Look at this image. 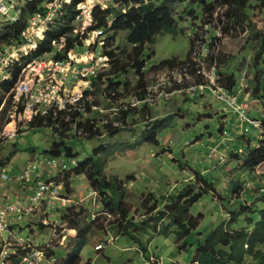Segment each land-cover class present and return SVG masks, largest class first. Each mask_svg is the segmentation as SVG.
Masks as SVG:
<instances>
[{
  "label": "rangeland",
  "instance_id": "obj_1",
  "mask_svg": "<svg viewBox=\"0 0 264 264\" xmlns=\"http://www.w3.org/2000/svg\"><path fill=\"white\" fill-rule=\"evenodd\" d=\"M250 1L247 16L238 13L239 23L228 32H224L223 24L220 23V19L225 20L224 16L219 17L224 14L223 10H217L213 19L211 18L212 21L206 23L203 19L207 17H201V9L197 13L199 16H188L190 12H185L187 4H177L174 8L176 17L180 20L184 18L179 21L180 32L158 34L154 45L151 46L155 54L146 60V66L150 68L166 58L177 57L186 60L191 54L196 64L191 65L185 72L192 76V82L209 81L207 75L213 72L219 76V87L234 82L230 87L234 88L232 90L240 97V101L247 104L246 112L254 124L240 120L239 113L234 108L217 100L210 91L193 96L188 90L191 84L189 80L180 83L177 87L179 91L173 95L149 105V111L142 108L146 104H139L131 106L127 110L128 113H124L121 111L123 108L116 109L123 104L133 103L132 99L139 97L135 93L124 91L123 97L114 99L106 95L104 87L97 92L98 88L92 85V79L91 83L85 86L69 75L70 82L63 86L66 87L64 99H69L80 86L97 93L91 96V99L99 100L101 105L98 109L91 107L86 114L97 119L100 130L95 137L75 136L72 133L62 136L59 130L56 134L51 127L31 128L29 124L15 138L0 139V169L6 168L9 175L11 170L18 173L24 169L31 160L50 157L46 151L53 142L60 141L59 137H65L75 152L79 153L77 159L81 160L92 155L97 147L114 148L111 154L102 152L98 156L102 157L101 165L107 178L117 177L125 181L121 189V199L127 204L125 211L133 221H145L154 215L153 211L149 210L153 205L152 201L148 208H144L142 204L143 197L148 193L153 191L160 198L163 195L176 194L187 185L193 184L196 179L199 181L196 172L201 173L215 188L213 192L204 194L190 208L194 215L204 214L198 229L182 239L177 237L176 227L172 228L168 235H157L153 231L135 233L132 228L131 232L147 247L145 252L139 243L122 234V228L129 221L122 218L117 208L110 210L106 207L101 194L91 187L90 180L85 175L77 176L73 173L67 178L66 171L58 172L57 169L44 165V172L38 176L34 174L32 181L24 183L11 176L7 182L0 183V190H3L0 192V199L17 200L25 206L31 205L30 199L34 189H26L31 184H36L44 178L55 179L61 186L60 196L52 197L51 204L42 203L33 212L24 214L11 226L10 231L0 232V251L5 241L10 253L17 251L18 247L32 249L23 260L25 264H63L62 260L74 251L79 241L78 231H82L86 233L88 242L81 250L79 264H195L198 244H204L212 229L230 220L231 210H239L241 205L245 204H254L257 210L264 208V202L261 201L264 196V162L253 170L243 165V154L248 147H255L259 140L264 139V123L258 126L260 120L264 119V74L261 79V91L257 89L256 76L258 70L264 71V61L257 64L255 62L259 42L255 38L254 30L264 29V8L254 0ZM112 2L113 0L82 2L79 7L86 12L85 16L75 19L72 24L75 27L74 34L83 37V44L70 55L84 61L88 55L85 52L89 51L90 55L93 52V55L103 60L100 72L110 67L109 57L103 53L106 45L104 42L115 35L112 44L114 47L123 48L126 43V32L123 31L116 34L103 31L102 36H97L95 31L88 32L92 23L89 14L94 7L99 4L107 8ZM25 6L23 3V9ZM189 8L191 7L188 5L186 9ZM10 13L14 15L17 11L11 10ZM58 18L59 16L56 17L55 23ZM4 24H0L1 31ZM191 40L194 41L192 46ZM12 45L5 47L4 54L10 52ZM64 45L65 37L64 40L61 38L58 48L62 49ZM29 57L22 61L20 75L14 80V84L19 79L28 78V75V79H31L30 69L27 67V70H22L31 61ZM50 58L53 59L51 54H45L42 60L38 61L49 62ZM177 67L156 73V77L149 79V87L160 83L162 78L168 80L182 74L183 69H179L181 65ZM56 78L59 83L62 82L61 74L58 73ZM137 78L135 72L130 70L119 80L124 79L132 88ZM38 81L42 82L40 76L36 79V82ZM56 85L55 80L52 86ZM160 87L157 86V89ZM123 88L121 86L120 89ZM5 110L4 108L2 113ZM4 115L0 123V134L5 126ZM164 118L158 131L159 144L143 142L144 130ZM116 127L121 129L116 135H112L111 132ZM31 148L35 150L31 151ZM65 160L68 163L71 161ZM10 185L14 186V189H10L8 194ZM71 207H75L80 216L71 215V218L64 219V214L68 213ZM248 215L243 214L235 227L246 226ZM254 216H257L256 221L259 220L258 213ZM168 221L169 219H166L165 222ZM165 222H160L159 225H165ZM259 248L264 251V243L258 245ZM247 260L257 262L250 256H247Z\"/></svg>",
  "mask_w": 264,
  "mask_h": 264
},
{
  "label": "trees",
  "instance_id": "obj_2",
  "mask_svg": "<svg viewBox=\"0 0 264 264\" xmlns=\"http://www.w3.org/2000/svg\"><path fill=\"white\" fill-rule=\"evenodd\" d=\"M44 1L46 0L29 1L22 10L21 17L17 22L5 23L3 25L2 31L0 30V55L4 54L6 46L20 41L22 32L27 27L30 15L36 11H40ZM84 1L86 0H72L69 4L65 5L63 15L57 19L58 22L52 25L53 27L51 26L46 31L44 38L39 41L37 48L30 55V60L41 58L45 54H51L53 59L64 61L70 54L75 53L78 46L83 44V37L74 34L75 27L72 24L80 13L77 6ZM254 1L261 8H264V0ZM179 3L187 4L185 12H190L188 16L192 14L195 17L199 16L197 13L201 9V17H207L203 19L206 23L212 21L211 18L213 19V15L217 10H223L224 14H221L219 17L224 16L225 18V20L220 19V23L223 24L222 29L225 30L224 32H228L239 23L240 15L238 13L244 14L246 17L251 5L250 0H113L112 4L107 8H103L99 4L96 5L92 10V23L88 27V32L96 30H103L105 33L109 32L113 34L120 31L126 32V43L123 48L112 45L115 41V35H112L104 43L106 45L103 53L109 57L110 67L91 78L92 85L98 88L97 92L104 87L103 91L106 92V95L114 99L123 97L126 91L128 93L133 92L139 98H143L149 87V79L156 77L159 74L158 72L172 70L179 65L189 63L188 71L191 65L196 64L191 58V54H189L186 60H180L177 57L166 58L150 68L146 66V60L155 54V50L151 49V46L154 45L157 35L167 32L178 34L180 32L179 21H183L184 18L183 20L177 18L174 9ZM188 5L191 8L186 9ZM254 30L256 34L255 38L259 42V52L255 55V62L257 64L260 61H264V29L254 28ZM62 37H65V45L62 49H59L58 45H60ZM54 41L56 44H54ZM190 44L192 46L194 41L191 40ZM120 49L121 51H118ZM130 70H133L138 77L132 88L129 87L130 84L125 82L124 79L119 80ZM20 71L21 67L15 63L11 79L6 81L2 86L4 93L11 90L14 80L20 75ZM151 74L154 75L151 76ZM263 74L264 71L262 70H258L256 73L258 91L263 90L261 87ZM233 83L225 84L224 87L232 90L234 88L230 86ZM121 86L124 87L123 90L120 89ZM96 94L91 89L85 91L82 103L86 104L87 113L91 107H99L101 105L99 100L93 101L91 99V96ZM142 108L147 111L150 110L148 104L143 105ZM123 112L128 113V111ZM1 114L4 115V113H0V123L4 118ZM164 120L165 118L158 120L157 122L159 123L149 125L144 130L143 142L155 145L159 144L158 131ZM30 126L31 128L51 127L54 132L56 131V134L59 130L62 136H66L67 133L77 136L79 135L77 131L83 128L84 132L89 134L86 136L92 138L100 130L97 119L84 115L83 112L78 110V105L70 104H67V109L50 108L46 114L36 116L30 123ZM120 129V127H116L111 134L116 135ZM83 136L86 137L85 135ZM59 138L60 141L53 142L50 149L46 152L50 154V157L64 160V165H66L64 170L66 171L65 176L67 178L70 174L74 173L77 176L85 175L90 180L91 187L99 191L106 203V207L110 210L117 208L122 218H127V221H129L122 228L124 230L122 234L128 235L136 243H139L145 252H147V247L136 234L131 232L132 228L135 229V233L153 231L157 235H168L172 232V228L176 227L177 237L182 239L193 234L198 229L200 220L204 217V214L199 213L198 215H194L191 213L190 208L204 194L210 191L213 192L215 188L213 183L205 179L201 173L196 172L199 181L196 179L193 184L187 185L176 194L163 195L160 198L153 191L148 193L147 196L143 197L142 204L144 208H148V204L152 201L153 205L149 207V210L153 211L154 215L145 221H133L125 211L124 207L127 204L121 199V189L125 181L117 177H113L114 179L107 178L101 165L102 157L98 156L102 152L111 154L115 149L100 146L93 150L92 155L81 160L77 159L79 153L75 152L74 147L66 141L65 137ZM34 150L35 148H31V151ZM233 155L237 156V154ZM243 155V165L245 168L253 170L261 165L264 162V139L259 140L257 146L248 147V150ZM65 159H71V161L68 163ZM73 160L76 161L75 164L72 162ZM261 201L264 202V196ZM255 207L254 204H245L241 205L239 210H231L230 220L212 229L207 235L205 243L198 244L195 258L197 263L195 264H264V251L260 248L258 249V245L264 243V208L257 210ZM75 210V207H71L68 213L64 214L63 218L69 219L71 215L80 216L79 211ZM245 213L249 214L246 220L247 225L240 228L235 227L237 220ZM255 213L259 214V220L257 221L255 218L257 216H254ZM166 219H169L167 223L165 222ZM160 222H165V225L160 226ZM116 227L120 228L119 225H116ZM78 234L80 235L79 241H77L74 251L62 260L63 264L80 263V253L82 248L87 244L88 237L82 231H78ZM31 250L29 247L25 249L18 247L17 251L8 256L5 264H25L23 260L28 257ZM47 254L52 255V253ZM247 256L252 257L257 262L248 261Z\"/></svg>",
  "mask_w": 264,
  "mask_h": 264
},
{
  "label": "built area",
  "instance_id": "obj_3",
  "mask_svg": "<svg viewBox=\"0 0 264 264\" xmlns=\"http://www.w3.org/2000/svg\"><path fill=\"white\" fill-rule=\"evenodd\" d=\"M29 1L33 0H0V19L1 23H14L17 22L23 10V3L27 4ZM72 0H46L42 3V9L32 13L28 19V24L26 29L22 32L21 39L19 42H15L11 46V50L8 54L0 55V112L4 111L5 116V126L2 133L0 134V139L9 140L15 138L24 128L29 125L36 116L44 115L52 107H57L59 109H67V104L78 105V110L87 114V106L82 103L85 97V91L88 89L80 86L78 90L69 97V99H64L65 88L67 82H70L69 75L76 78V81L84 83L88 86L91 82L90 79L96 76L102 69V58L90 55L89 51L85 52L88 55L82 59L71 54L64 60L51 59L48 61H38L41 58H35L31 60L27 66L22 70H27V67L31 71V79L24 78V80L19 79L16 84L13 85L11 90L7 93L2 91L3 84L10 80L12 77V69L14 64L17 63L22 66V61H26V57L30 56L32 52L37 48L38 43L44 38L46 31L55 23L56 17H60L64 13V8L66 4H69ZM81 4V3H80ZM79 4V5H80ZM77 6L80 13L77 15L76 19H80L85 16V11L81 7ZM16 10L17 13L11 15L10 11ZM91 13V12H90ZM92 17V13L89 14ZM88 15V16H89ZM90 16L88 19L90 20ZM97 36H102L103 30H96ZM64 40V37H62ZM105 43V42H104ZM54 44L56 42L54 41ZM21 58V59H20ZM84 62V63H83ZM189 63L181 65L179 69L182 74L173 77V79L162 78L160 83L157 85H152L147 88L145 96L143 98H133V103L123 104L116 110L123 108L121 111H127L131 106H137L139 104L154 105L160 100L173 95L179 89L177 87L179 84H183L185 80H189L188 90L194 96L197 93L203 95L206 91H210L217 100L225 102L228 106L232 107L239 113L240 120L248 121L254 124V121L250 119L247 110V104L242 103L240 97L236 95L234 90L225 88L224 86L219 87L217 79L218 76L216 72L207 75L209 81H202L198 83L192 82V76L188 75L187 68ZM178 68V67H177ZM175 69V68H174ZM61 74L62 82L56 78V75ZM40 76L42 80L41 83L36 82L37 77ZM176 77L178 78L176 80ZM183 78V79H182ZM57 81L56 86H52L54 81ZM157 86H161L157 89ZM242 103V104H241ZM94 109L99 107L93 106ZM260 123H264V119L260 120ZM79 135H89L84 132L83 128L77 131ZM74 164L75 160L72 161ZM46 165L49 168H55L58 172H64L66 165H64L63 159L45 157L42 160H31L27 166L15 174H8L6 168L0 170V183L7 182L11 176L16 180L27 183L32 181L33 175H40L44 172L42 166ZM59 184L55 179L46 180L42 179L37 181L36 188L34 190L33 196H31L30 206H25L20 203V201H5L0 199V232L9 230L11 226L15 225L24 214L33 212L42 203L51 204V198L59 195ZM2 245V250L0 251V262L5 264L6 259L11 254L7 245L4 243Z\"/></svg>",
  "mask_w": 264,
  "mask_h": 264
},
{
  "label": "crops",
  "instance_id": "obj_4",
  "mask_svg": "<svg viewBox=\"0 0 264 264\" xmlns=\"http://www.w3.org/2000/svg\"><path fill=\"white\" fill-rule=\"evenodd\" d=\"M226 119H227V118H226ZM11 171H12L11 174H15V173H14V170H11ZM28 185H29V184H28ZM9 187H10V188L8 189V191H7V190H4V192L7 191V193L9 194V190H10V189H11V190L14 189V186H12V185H10ZM35 188H36V184H31V185L28 186L26 189H27V190H31V189H32V190H33V189L35 190ZM3 189H4V188H3ZM27 190H26V191H27ZM32 190H31V191H32ZM1 191H3V190H0V192H1ZM12 196H13V194H12Z\"/></svg>",
  "mask_w": 264,
  "mask_h": 264
}]
</instances>
